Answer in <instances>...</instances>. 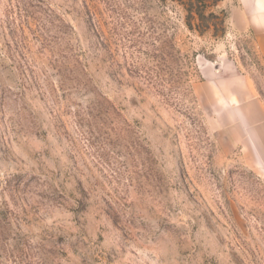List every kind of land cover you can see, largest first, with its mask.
<instances>
[{
	"label": "rangeland",
	"instance_id": "1",
	"mask_svg": "<svg viewBox=\"0 0 264 264\" xmlns=\"http://www.w3.org/2000/svg\"><path fill=\"white\" fill-rule=\"evenodd\" d=\"M234 3L0 0V264H264V171L194 89L264 87Z\"/></svg>",
	"mask_w": 264,
	"mask_h": 264
},
{
	"label": "crops",
	"instance_id": "2",
	"mask_svg": "<svg viewBox=\"0 0 264 264\" xmlns=\"http://www.w3.org/2000/svg\"><path fill=\"white\" fill-rule=\"evenodd\" d=\"M228 20L235 33L250 35L264 72V0H235ZM194 89L218 127L223 149L238 150L247 167L264 171V87L255 76L227 58Z\"/></svg>",
	"mask_w": 264,
	"mask_h": 264
},
{
	"label": "water",
	"instance_id": "3",
	"mask_svg": "<svg viewBox=\"0 0 264 264\" xmlns=\"http://www.w3.org/2000/svg\"><path fill=\"white\" fill-rule=\"evenodd\" d=\"M218 66H216L215 68H217Z\"/></svg>",
	"mask_w": 264,
	"mask_h": 264
}]
</instances>
